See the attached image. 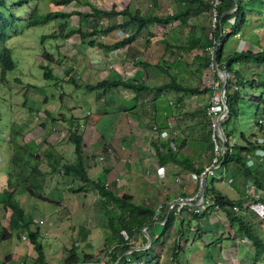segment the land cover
<instances>
[{
  "label": "rangeland",
  "instance_id": "374dc122",
  "mask_svg": "<svg viewBox=\"0 0 264 264\" xmlns=\"http://www.w3.org/2000/svg\"><path fill=\"white\" fill-rule=\"evenodd\" d=\"M15 1L3 0L4 7H0V12L4 14V18L8 20H11L12 17L17 19L14 20L7 38L0 44L8 48L14 63V68L4 73V82L0 84V179L4 181L3 178L6 172L10 167L12 169V165L8 159L10 154L13 153L17 160L26 159L24 157L26 155L25 149H23L26 147L23 144H26L30 151L35 149L36 145L41 144L38 149V153L41 154L42 149L52 144V141L51 158L42 159L41 155L36 157L38 160L36 161L37 169L39 168L41 172L38 171L43 175L38 176L25 172L28 176L32 177L27 182L30 191L37 198L29 197L26 192L15 196V199L23 207L22 211L25 214L26 220L29 218L30 229H34L37 225L42 230L41 233L43 232L37 237V241L41 244V252L46 260L49 259L51 262L57 260L56 262H59L60 254H63L61 250L62 245L71 246L76 252L78 251L77 253L80 256L86 255L80 252L94 249L95 254L100 255L99 257H105L107 261L109 259V262H112L109 256L114 250L113 248L116 243L105 244L103 241L112 232L106 223L104 212L96 203V200H98L96 191L90 189L83 193L85 189L77 190L76 186L79 183L81 184L80 179L78 177L74 179L63 177L61 172L57 170L58 165L76 160L74 146L69 141V132H67L69 128L72 130L73 124L78 126L77 131L81 136L79 142L81 145L80 156L89 178L93 179L95 177L96 179L98 177L101 181L107 179L106 171H101L103 164L99 162L101 161L100 159L97 160V157L101 155L102 151L110 148L112 158L115 159L116 151L111 146L112 142L114 145H121L120 149L126 144L125 146H127L126 148L129 151L136 147L137 150L142 148L143 153H146V156H142L147 158L146 160L142 161V157H138L134 162L129 161L127 163V171L123 169L126 176H122V174L117 176L119 189L131 193L133 203L141 202L140 199L144 198L143 194H148L152 201L157 194L166 192L168 196L163 200L165 201L181 193L189 194L195 185L192 184L191 180L183 178L182 174L184 173L182 172V174L175 176V178H178L177 181L169 178L168 183L162 186V188L167 186L168 190H162V188L154 189L152 186H145V182H143L145 179L143 175L151 173L150 167L144 168V162L151 158L149 156L153 151L152 148L148 147L151 143L148 142L150 139L146 137L145 132L147 130L158 131L157 126L154 130L149 127L151 122L148 117L149 111L150 108L159 107L162 104L167 105L168 111H170L171 101L166 100L165 96H171L172 92L167 93L169 90H164L162 93H157V96L155 94L156 90H154L155 92L149 90L143 93L137 101L131 99L130 93L125 97V101H121V98L124 99L123 92L128 91L127 89H106L102 92L100 87L92 90H86L83 87L95 84L97 80L110 79L114 65L115 69L120 72L121 78L127 83L139 80L143 81L141 78H144L146 85L156 87L167 82L171 76L179 84L197 87L199 90L207 89L194 95L172 93L174 97L179 95L177 98L179 106L174 105L175 108L172 114L173 120L178 124L177 130L179 134L181 132L188 133L189 130L193 134V137L187 140L188 146L186 145L185 148H181L182 153H184V150L187 151L186 156L192 160H195V156L199 157L198 161H193V165L196 164L197 167L206 165L210 159V154L205 150L203 137L208 129L209 117L206 113L204 115L198 113L197 109L202 108L203 113L205 112L209 99L208 89L211 84L212 75L208 66L207 68L200 67L201 60L193 61V56L200 54L199 48L196 47L189 52H184L180 49V46H187L192 36H199L200 27L206 24L208 11L207 13H200L196 17L190 16L185 23H179L176 20L165 24H152L148 28L142 29L132 41L123 43L124 45H121L120 48L111 51L108 48L103 49L101 47H108L114 42L125 40L127 35L134 32V28L132 26H129L127 30L115 28L108 34L101 31L107 25L120 23L125 17L118 18V16L111 15L104 19L103 17L96 18L69 14L58 17L46 24L30 27L26 25V18L29 10L34 8H37L42 13L49 11L70 12L71 10L79 14L90 13L94 5L97 8L102 6L105 9L109 8L112 0H71L68 5L64 6L54 5V0H27V4L24 3V5L14 9L13 3ZM115 1L119 2L116 5L119 9H122L124 3L127 2L128 8L131 11L137 8L139 10L149 9L151 10L150 12L143 14L165 17L178 10V3L181 0H155V5L152 0ZM240 1L241 4L246 5L245 22L240 30L246 37L245 43L248 42L247 38H258V45L260 44L264 47V0ZM229 21L232 23V18H229ZM59 26H63V34L69 29L77 30L76 32L78 33H73L65 40H62L60 37L53 39L47 37V34H50L53 30L58 33ZM230 26L231 24L229 23L223 24V28L228 27L226 28V32L230 30ZM87 33L91 36L88 42H86V38L82 39L83 37L80 35ZM238 38H240V34L239 36L235 34L227 37L224 44L223 56L238 49L239 44L242 42H239ZM97 43H101L102 45H97ZM252 44L247 43L246 47L252 50ZM43 51L50 55L47 57V55H44L45 53L42 54ZM135 59H139L146 65L133 62ZM112 63L114 64L112 65ZM39 64L49 67L50 78L42 75L43 69L39 67ZM156 64L159 65V68L155 66ZM232 69L238 73L241 79L245 77L248 79L251 73L253 77L252 71L257 72L258 78L264 79V63L255 64L253 62L246 63L245 61L238 65L233 64ZM251 69L253 70L251 71ZM230 73L234 76L233 72ZM70 77L75 79L77 87L69 81ZM232 82L235 83L234 77L228 80V83ZM225 89L227 92L230 91L227 86ZM238 91L240 99L237 103V118L235 121L226 124V128L231 133L229 135L236 139H238L239 133H243L245 137H249L250 135L258 136L260 134L254 126V120L258 117V112L262 108V105L255 98L259 96L264 98V85L253 88L247 86V84L239 85ZM119 92L122 95L117 97L116 95ZM112 95H115L116 103L114 106L116 109H113L111 105ZM120 101L121 103L119 104ZM104 107L109 108L104 111ZM143 129H145V132ZM170 130L172 131V129ZM172 132L165 129L162 132L163 135L161 134L160 136V140L165 141L167 139L165 144L169 143L171 138L173 140V137L178 136L176 131L173 130ZM219 134H221L220 131ZM157 138L158 136L154 141ZM190 140L191 143H189ZM154 141H152V144H155ZM165 144L164 146L161 145L164 149H166L167 145ZM168 146L170 147V144ZM203 147L205 151L202 150ZM49 149L50 147L46 150ZM178 150L175 152L177 158H180L183 154ZM103 154H106L104 161H106V158L109 159V155L106 152ZM56 163L57 166L55 165ZM229 166L227 165L225 175L233 176L231 166ZM52 167L54 170L50 172ZM221 170V168L215 169L214 177L219 175V173L221 174ZM169 175L171 176L172 173ZM220 176L225 178L224 173ZM12 177L9 176L6 182L17 185L19 181L15 180V177ZM210 180L211 176H208L207 182H210ZM242 181L243 177L236 174L231 184H226L225 181L214 180L213 185L224 192L222 189L230 190L232 186L239 189ZM116 182L117 179L113 183L109 182L106 188L114 186ZM69 188L76 190L71 191ZM4 189L0 191V197L3 191L5 192ZM179 190L183 192H179ZM139 191L142 194H139ZM224 193L227 196L230 195L227 194V191ZM230 193L232 192L230 191ZM231 195L236 197V192ZM0 205L1 211L2 204L0 203ZM256 207H258L259 213L263 216V206ZM106 208H111V205H107ZM1 214L2 212H0V219L2 217ZM177 214L171 213L172 216ZM8 215L9 211H6V219ZM219 215L223 217L222 214L219 213ZM222 217L220 219L224 223V228L225 226L228 227L225 218ZM256 218H252L255 223L259 220H264L263 217V219ZM208 220L211 221V219ZM41 222L43 223L40 224ZM190 224L191 228H188L189 232L185 235L196 232V229L194 231L193 227H201L200 222H196L194 217L191 218ZM48 225L50 226L48 227ZM5 226H7V222H5ZM188 226L185 222L183 226L185 232ZM256 226L260 228V222ZM171 227L170 225L167 228V235ZM149 228L155 236L161 234L162 228L160 223L152 224ZM173 228L178 230L176 226H173ZM83 229L87 230L85 233L87 236L83 238L85 241L74 243L73 239H76V231L78 232V230ZM231 229L235 232L234 227H231ZM34 230L37 229L35 228ZM19 231L20 229L12 230L9 238L0 239V249L6 248L8 245L16 246L18 249L13 252L18 255H14L12 259L8 260L10 264L18 262L23 264L22 261L28 262L30 257H34L35 259L38 254V251L34 250L28 238L25 241L19 239ZM151 231L148 233L149 237L143 234L144 241L140 245H137V247L144 246L148 239L153 240L151 238ZM259 233L261 239L264 241V230ZM22 235L27 237L26 233ZM205 235H208V237L205 238ZM220 235L223 237L220 239L222 240V248L220 249L217 248L219 245L213 242L214 238H212V234L210 233L204 234L201 239L196 236L191 242L189 238L185 242L187 237L183 238L182 235L179 237L178 235H172L170 239L165 240L166 244H164L163 253L161 252V248L156 249V255L151 254L150 250H135L136 254L139 255V260H136L129 253L123 252L119 254L117 252L116 254L119 255L115 254L117 256L115 262L120 257H123L128 258L127 262L129 264H173V255L169 253L171 249L175 248L174 246L177 244L179 238L181 239H179V245L182 251H179V254L176 253L175 255L179 257L180 264H243L249 261L247 256L242 259L238 258L240 251H244L245 253V250L240 249V246L236 247L232 254L228 253L226 250L231 244V241L225 237L228 233L219 230L218 236ZM191 236L193 237V233L190 234V238H192ZM79 247L83 248L82 251H79ZM3 252L6 253L4 249ZM160 252L161 254H158ZM227 254H229L228 257ZM245 254L251 257V254L248 252ZM3 255L5 254H0V264L4 262L2 260ZM220 258H222V262Z\"/></svg>",
  "mask_w": 264,
  "mask_h": 264
},
{
  "label": "trees",
  "instance_id": "16d2710c",
  "mask_svg": "<svg viewBox=\"0 0 264 264\" xmlns=\"http://www.w3.org/2000/svg\"><path fill=\"white\" fill-rule=\"evenodd\" d=\"M71 0H54V5H68ZM182 4L178 3V10L174 12L171 15L160 17L156 15H145L140 13L138 9H135L131 11L128 8V3H124V7L122 9H119L111 2V5L109 8L105 9L103 6L98 7L94 5L91 9L90 13H84L79 14L78 12H74L71 10L70 12H60V11H49L46 13L39 12L37 8L30 9L29 14L26 18V25L27 26H36V25H42L46 24L50 21H53L57 19L58 17L67 16L69 14H78L80 16H90V17H103L104 19L108 16H115L119 17H125L123 21L120 23L110 24L104 27V29L101 31L103 33H109L111 30L115 28H121L123 30H127L129 26H132L134 28V32L127 35L125 40L114 42L111 45L104 46L101 48H108L109 50L118 49L121 47V45H124L123 43L130 42L136 37V35L144 28H148L152 24H165L167 22H173L178 21L179 23H185L187 22V19L192 16L196 17L200 13H207L209 15V6L207 0H181ZM251 1V0H250ZM27 0H16L13 3V7L19 8V6L27 4ZM220 4L217 6L216 11L218 14V17H220V23L218 24V28L215 32V37L218 36L219 27L223 30V24H231L229 27L230 30L227 33H224L220 37V41L217 47V50L215 52V59L216 62L219 63V65H222L224 70L226 72H233L234 73V80L235 83L238 85H246L253 88V87H260L264 85V79L257 77V72H253L250 77L247 79L246 77L241 79V77L236 73L232 66L233 64H240L241 62L250 63L253 62L255 64H263L264 63V47L257 48L256 51H252L250 49H245L242 51L234 50L230 54L223 56V49L224 44L226 42L227 37L230 35L235 34H243L240 30L245 22V9L246 5L244 6L241 4L240 0H219ZM243 5V6H242ZM27 6V5H26ZM0 7H4L3 0H0ZM232 8H235L234 10L230 11ZM10 19V17H8ZM229 18H232V23H230ZM14 20H17L15 18H11V20H8L4 18V14L0 12V44L7 38L8 32L12 29ZM107 20V19H106ZM194 28V27H193ZM94 30V28H92ZM63 26H59L58 33L57 31H52L50 34H47V37L49 38H55L60 37L62 40L67 39L70 35L73 33H78L72 29L67 30L64 34ZM208 31H209V16L207 18L206 24L203 27H200L199 30V36H192L189 40V43L187 46L182 45L180 46V49L184 52H189L193 48H199L200 54H196L193 56V61L201 60L202 63L200 67L207 68L208 66V57H207V48L211 44V39L208 38ZM89 33V32H88ZM80 34L83 38L87 39L86 42H88L90 39V34ZM60 35V36H58ZM123 38V39H124ZM97 45H102L101 43H97ZM47 55V57L50 55L47 52H42V54ZM159 68V65H155ZM39 67L43 69L42 75L46 78H50V70L49 67L46 65H40ZM14 68V63L12 61L10 52L8 48H6L3 45H0V84L4 82V73L7 71H10ZM45 69V70H44ZM256 77V78H255ZM70 82L75 84V79L70 77ZM76 85V84H75ZM121 86L126 89H130L133 91L134 96L133 98H137L140 93H142L144 90H147L148 87L142 84V82L133 84L132 82H120V81H107V80H99L97 83L92 85H86L83 87L86 90H92L97 87H100L102 91H105L109 86ZM226 86L229 88L230 91H226L225 89V105L227 108V115L223 121L220 122L221 130L227 138H229L231 135L230 131L226 128V124L228 122H233L237 118L238 114V107L237 103L240 99L238 88L235 90L230 89V83L226 82ZM77 87V85H76ZM156 91H164L169 90L173 91L174 93H182V94H199L205 90L201 89L199 90L197 87H189L183 84H179L175 81L173 77H169V80L165 83H162L156 87H154ZM209 92V89H208ZM261 105L262 108L258 112V117H260L261 114L264 115V98L262 96L255 98ZM202 108H198V113L204 115ZM257 112V111H256ZM258 117L254 120V126L258 129V132L260 135H250L249 137H245L243 133H239L237 142L235 144L230 145L228 142H225V151L223 157H220V167L224 174L227 165L231 166V171L233 176H227L225 175V180L230 179V182H226V184L233 183L234 178L236 177V174L238 175V171H240V174L243 177L242 181V187L241 188H234L233 186L232 191L236 192V197H228L224 192L220 191L218 188H215L213 185L214 180H219L218 177H211L210 182H206V188H205V194L208 196L212 201L213 205H216L218 208L217 210H213L212 205L205 208L203 211H200L199 213L192 214L191 218H202L204 216H207L206 210L211 209V212L213 214L215 213H221L223 217L227 220L228 225L230 227H234L235 234L237 233L241 239H245L246 241H243L242 244L248 245V250L252 253L251 257H249V261L246 264H264V241L261 239L260 231L264 230V220H259L258 222L253 221V217H258L259 219H263L264 215L261 216V214L258 211L259 205H255L252 203H255L257 201L258 204L263 206L264 209V195H259L256 201L253 200L251 196H249L244 191V185L246 183V180H250L254 183V187L257 191L264 194V161L262 158L259 160L258 156L254 155V150L256 148H262L264 147V144H257L256 139L258 137L264 138V129L260 126L259 123H257ZM208 123V121H207ZM77 125L73 124L72 130L70 128L67 132H69L70 142L74 146V154L76 156V160H73L72 162H64L63 164H60L57 166V163L55 164L57 166V170L62 173L63 177H69L74 179L75 177H78L80 179L81 184L79 183L76 186V189H85L83 190V193L86 192V190H95L98 195V200H96V203L99 205V207L104 212V215L106 217V223L108 227L110 228L112 234H110L108 237L105 238V240H110L111 242L114 241L116 243L115 247L113 249H119L120 254L124 251H127L132 248L133 242H125L122 240L120 236V231L124 230L130 237L133 234H141L139 232L140 228L147 225V223L151 220V218L154 215V211L149 208L145 207L143 205H139L137 203L132 202V196L126 193H122L120 195H116L115 192H113L111 189L109 190L104 185V181H101L98 179V177L95 179V177L89 178L86 172V167L83 166L82 158L80 156V149L81 145L79 144L81 140V136L79 132L77 131ZM209 130L207 129L203 139L205 141V150L211 153L212 151V143L209 135ZM170 144V143H169ZM25 149L26 159H16L15 155L12 153L10 155V164L12 165V169L9 172V176L15 177V180H18L19 183L17 185L9 184L7 183L4 187L5 192L3 191L1 197H0V203L2 204V208L9 211V228H2L0 238H8L10 235L11 230L20 229L23 227H27V220L25 218V214L22 211V207L20 202L15 199V196L21 195L22 192L28 193V195H31L33 197H36L33 192L30 191V188L28 186V175L25 172H30V174H36L38 176H42L43 174L40 173L37 169V156L41 155L40 153H37V147L30 151L29 147L26 144ZM155 145V144H153ZM171 147V146H170ZM168 145L166 147L165 152H160L157 147L154 148V151L156 152L157 156L159 157L160 163L163 165L166 162H172L176 164L179 168L183 169H190L191 172H199L201 167H194L192 162L190 163L186 159H181L180 161L175 160V152L171 150ZM229 148V150H227ZM46 157L45 158H51V151L46 150ZM250 154L251 162L250 164L247 163L246 154ZM44 156V154H43ZM53 157V156H52ZM211 157V154H210ZM13 158V159H12ZM33 160V161H31ZM58 161V160H57ZM263 162V163H262ZM229 166V167H230ZM54 169L50 170L52 172ZM225 170V171H224ZM49 172V173H50ZM212 176V175H211ZM220 177V175H219ZM77 179V178H76ZM219 181H222L221 179ZM70 189V188H69ZM75 189V190H76ZM71 191H75L73 189H70ZM40 197V196H39ZM37 198V197H36ZM40 199V198H39ZM44 200V199H43ZM111 205V208H106L107 205ZM249 210V211H248ZM215 211V212H214ZM252 211V212H250ZM258 213V215H257ZM263 217V218H262ZM172 215L171 213H168L164 218V223L161 225L162 233L163 235L167 228L170 227L172 222ZM257 219V218H256ZM260 222V228L257 227V223ZM38 233L36 230L30 231L27 234V238L29 239L30 243L32 244L34 250L38 251L37 257L35 258L40 264H46L44 262L43 253L41 252V244L37 241ZM84 237V235L82 236ZM221 237V235H220ZM227 237V236H225ZM83 239V238H82ZM235 239V238H233ZM232 239V240H233ZM144 240V237H143ZM239 240V239H238ZM108 242V241H107ZM143 242V241H142ZM113 243V242H112ZM241 243V242H240ZM74 247V246H73ZM173 249L171 255H173V264H180V259L176 253L179 254V251L181 250L180 245L177 243ZM66 257L63 259L61 264H73L79 260L85 259V256H80L79 253H77L71 246L69 249H66ZM146 251V250H144ZM133 256L134 259H139V255L136 254V251H131L129 253ZM248 256V255H247ZM222 260V259H221ZM125 261V258L120 257L118 260V264H123ZM182 262V261H181ZM222 262V261H221Z\"/></svg>",
  "mask_w": 264,
  "mask_h": 264
},
{
  "label": "crops",
  "instance_id": "0c3cea01",
  "mask_svg": "<svg viewBox=\"0 0 264 264\" xmlns=\"http://www.w3.org/2000/svg\"><path fill=\"white\" fill-rule=\"evenodd\" d=\"M113 4H115V6L116 5H118L119 4V2H117V1H115V0H112L111 1ZM152 2H153V4L155 5V0H152ZM120 3H121V1H120ZM180 4H182V1H180ZM117 7V6H116ZM138 9V8H137ZM135 10V9H134ZM139 10V9H138ZM140 11V13H148V12H150L151 10H149V9H142V10H139ZM209 16V15H208ZM237 36H239V35H237ZM245 36H244V34H241L240 35V38H238L239 39V42L240 41H242L240 44H239V47H238V49H235V50H245V49H248L247 47H246V44L247 43H249V44H252L253 46H252V51H256V49L257 48H260V47H263V46H261L260 44L258 45V38H252V39H248L247 38V43H245L246 42V40H245ZM243 40H245V41H243ZM237 45H238V43H237ZM115 50H117V49H114V50H111V51H115ZM133 62H135V63H140V64H144V65H146L145 63H143V62H141L139 59H135ZM132 62V63H133ZM114 63H112V65H113ZM253 69H251V71H252ZM113 73L111 74V76H110V79H108L107 81H120V82H124V80H123V78H121V76H120V72L118 71V70H116L115 69V67H114V65H113V71H112ZM252 72H255V71H252ZM143 81H135V82H132L133 84H136V83H139V82H142V84H144L145 86H147L148 87V89L147 90H144L142 93H140V95L137 97V98H133V96H134V93H133V91L132 90H130V89H127L128 91H124L123 93V96H124V99L123 98H121L120 100L121 101H125V97H127L128 96V94H130L131 93V95H130V97H131V99L132 100H134V101H137L139 98H140V96L143 94V93H146V92H148L149 90L150 91H153V92H155L154 90L155 89H153L154 87H149V85H146L144 82H145V79L144 78H141ZM99 80H97L95 83H97ZM78 86V85H77ZM118 88H121V89H123V90H126V88H123V87H121V86H109L107 89L108 90H113V89H118ZM153 89V90H152ZM114 90V91H115ZM103 92V91H102ZM163 91H157V92H155V94H157V93H162ZM170 92H172V93H174L173 91H167V93H170ZM171 93V96H169V95H167V96H165V99L166 100H169V101H171L170 103H171V107H170V111H168V107H167V105H164V104H162L161 106H159V107H154V108H150V111H149V118H150V120H151V122H150V124H149V127L150 128H152V130H154L155 128H156V126L158 127V131L156 132V131H149V130H147L146 132H145V129H143V131L146 133V137L148 138V139H150L148 142H150L151 143V145H149L148 147H150V148H152V156L150 155L149 157H151V158H153V159H151V158H149L148 159V161H146V162H144L145 163V165H144V168H146V167H150V169H151V173L149 174V175H143L144 177H145V179L143 180V182H145L144 183V185L145 186H152V187H154V189H161L162 188V186L163 185H165V184H167L168 183V179L169 178H172L173 180L175 179V176H177L178 174H182V173H184V174H182V176H183V178L185 177V179L186 180H190V179H188L187 178V176H186V174L187 173H189V172H191V170L190 169H183V168H179L176 164H174V163H172V162H166L165 164H161L160 163V161H159V157L157 156V154H156V152L154 151V148H156L157 147V149L160 151V152H165L166 151V149H164L162 146H164V144H165V142L167 141V139L165 140V141H161L160 140V136H161V134H162V132L166 129V131H170L171 133H173L172 131L174 130V131H176V133L178 134V136H176V137H173L174 139L172 140V138H171V140H170V146H172V148H171V150H173L174 152L177 150V149H179L178 151L179 152H181L182 153V149L183 148H185L186 147V145L188 146V139L191 137H193V134L192 133H190V130L188 131V133H184V132H181L180 134H179V131L177 130V128H178V124L173 120V118H172V114H173V112H174V105L175 106H179V104H178V100H177V98L179 97V95H176L175 97L173 96V94ZM174 94H176V93H174ZM122 94H120V92H119V94L118 95H116L117 97H120ZM157 96H158V94H157ZM157 96H156V98H157ZM112 107H113V109L115 108L116 109V107L114 106L115 105V103H116V100H115V95H112ZM121 101L119 102V104L121 103ZM153 102V101H152ZM118 107V106H117ZM109 107H104L103 108V110L105 111V110H107ZM178 109V108H177ZM174 121V122H173ZM159 128H160V130H159ZM169 129V130H168ZM170 129H172V131L170 130ZM180 129V128H179ZM151 135H152V138H151ZM163 135V134H162ZM158 136V138H157V140L156 141H154V139L156 138ZM179 136H181V137H183V138H180ZM186 136V137H185ZM188 136V137H187ZM48 137H50V135H48ZM47 137V138H48ZM48 140H50V139H48ZM51 141V140H50ZM152 141H154V143H155V145H153L152 144ZM51 143L52 144H50V145H47V147L46 148H43L42 149V152H41V156H42V159H44L45 157H46V149L48 148V147H50V149L49 150H51V147L53 148V142L51 141ZM110 143V142H109ZM168 142L166 143L167 145L169 144ZM189 143H191V140L189 141ZM147 144V143H146ZM165 144V145H166ZM126 145V144H125ZM125 145H123L122 146V149H120L121 148V145H118V144H113V142H112V147H113V149L116 151V153H115V156H116V158L115 159H113L112 158V155H111V151H110V148L109 149H107L106 151L104 150V151H102L101 152V155L100 156H98L97 158V160H99V157H101V161H99V162H102V164H103V166H102V168L103 169H101V171H106V173H107V179L106 180H104V185L105 186H108L109 185V182L110 183H113V181H116V179H117V182L114 184V186H111L110 188H108L109 190L111 189L113 192H115L116 193V195L118 194V195H120V194H122V193H126V194H129V195H132L131 193H127L126 191H123V190H120L119 189V184H118V178H117V176H119L120 174H122V176H126V174H125V171H127V168H128V164L127 163H129V161H131V162H134L135 161V159H138V157H142V156H146L145 154V152L143 153V150H141L142 148H139V150H137V148L136 147H134L133 148V150H131V151H129L126 147L127 146H125ZM157 145V146H156ZM162 145V146H161ZM167 145H166V147H167ZM41 146V144L40 145H36V147H37V153H38V149H39V147ZM182 148V149H181ZM189 149V148H188ZM202 150L203 151H205L204 150V147L202 148ZM203 151H201V152H203ZM107 153V155H109V159L108 158H106V161H104L105 159V156H106V154H103V153ZM188 152L187 151H185L184 150V153H182L183 155H181V157L180 158H177V154H176V152H175V160H177V161H180L181 159H186V160H188L190 163L192 162L193 163V161H198V159H199V157L198 156H195L194 157V159L195 160H192L190 157H187L186 156V154H187ZM43 154H44V156H43ZM210 154V153H209ZM11 155V154H10ZM154 156V157H153ZM256 156V155H255ZM62 158H64L63 156H62ZM8 159H9V161H10V156L8 157ZM61 159V158H60ZM142 159V161H144V160H146L147 158H144V157H142L141 158ZM127 160V161H126ZM140 160V159H139ZM63 161H65V160H63ZM141 161V160H140ZM70 162V161H69ZM98 163V162H97ZM143 163V164H144ZM158 166H161V167H163V172H164V175H163V177H159V176H157L156 175V172H155V168L156 167H158ZM194 167H197L196 166V164H194ZM201 168L203 167V166H200ZM200 168V169H201ZM123 169H125V171L123 170ZM218 169V168H217ZM10 170H11V167L9 168V170L6 172V174L4 175V181L2 180V179H0V191L6 186V184H7V182H6V179L9 177V172H10ZM40 171V170H39ZM222 171V170H221ZM225 171V170H224ZM41 172V171H40ZM182 172V173H181ZM45 173H47V172H45ZM49 173V172H48ZM170 173H172V175L170 176L169 174ZM225 173H226V171H225ZM213 174H214V171H213ZM238 174L240 175V176H242L241 174H240V171H238ZM61 175H62V173H61ZM219 175H223V171H222V173L220 174L219 173ZM219 175H216V177H218V178H220L222 181L224 180L223 178H222V176H220L219 177ZM215 176V175H214ZM224 176H225V174H224ZM211 177H213V175L211 176ZM12 178H14V177H12ZM30 178H32L31 176H28V180H30ZM241 178V177H240ZM112 179H114V180H112ZM219 179V180H220ZM241 181V180H240ZM192 182V184H194L193 183V181H191ZM206 182H207V178H206ZM142 187H143V184H142ZM141 187V188H142ZM242 187V183H241V185H240V187L239 188H241ZM235 189H236V187H234ZM139 189V188H138ZM148 189V188H147ZM146 189V190H147ZM168 190V187L167 186H164L163 188H162V190ZM194 189H195V187H194ZM193 189V190H194ZM134 190V189H133ZM146 190H145V193H146ZM192 190V191H193ZM224 192L225 191H227V194H230L228 197H232V198H235V196H232L231 194L232 193H234L233 191H232V189H230V190H225V189H222ZM181 190H179V192H180ZM191 191V192H192ZM230 191L232 192V193H230ZM140 193L139 194H142V192L141 191H139ZM181 192H183V191H181ZM229 192V193H228ZM178 193V192H177ZM144 195V198L143 199H140L141 200V202H139V203H137V204H139V205H143V206H145V207H149V208H151L153 211H154V218L152 217L151 218V220L147 223V225L145 226V231H144V233H141V234H134L133 236H132V239L134 240V239H137V242H138V244H141V242L142 241H144L143 240V234L144 235H147V237H149V232L151 231L150 230V228H149V226L150 225H152V224H155V223H157V224H159V222H161L162 220H164V218H165V216L168 214V211H167V209L165 208V206H166V202L168 201V200H171V199H173L174 197H171V198H169V199H167V200H165V201H163L164 199H166L167 198V196H168V193H159V194H157L153 199L154 200H150V197L148 196V194H143ZM180 195H183L182 193L180 194ZM29 197H31V198H36V197H33V196H31V195H29ZM264 199V198H263ZM40 200H43V199H40ZM45 201V200H44ZM161 204V207H160V209L159 210H156V207H157V205H160ZM1 206V205H0ZM57 206V205H56ZM21 207H22V205H21ZM22 209H23V207H22ZM57 209V208H56ZM211 210H212V208L211 209H208V210H206V214H207V216H204V217H202V218H196L195 219V221L196 222H200V224H201V227L200 226H198L197 228L196 227H193L194 228V231H195V229H196V232H191V233H193V237L192 238H190V234L191 233H188L187 235H185L187 232H189L188 231V228H191V224H190V221H191V216H192V214H193V212L191 211V209H183V210H181L177 215H173L172 217H173V219H172V222H171V228H170V230H169V232H168V235H167V230L165 231V233L163 234V235H154L153 234V232L151 231V238L153 239V240H151V239H148V241L146 242L147 244H148V248L146 249V250H150L151 251V254H155V252H156V249L157 248H161L162 249V253H163V250H164V244H166L165 243V240H168V239H170V237L172 236V235H178V237L179 236H183V238H185V237H187L186 238V240H185V242H187V240H188V238H189V241L191 242V241H193V238L194 237H196V236H198L199 237V239H201V237L204 235V234H207V233H210V234H212V238H214V240H213V242H215V244H217V245H219V246H217V248H222L221 247V244H222V240H220V239H222L223 237L221 236H218V234H219V230H223V232L224 231H226L227 233H228V235H227V238L231 241V244L228 246V249L226 250L228 253H230V254H232V252H233V250L236 248V247H238V246H240V249H243V250H245V253L246 252H248L249 254H252L249 250H248V245L247 244H242V243H240L239 241H238V244H234V242H232V239L233 238H235V239H241V237L239 236V235H237V234H235L234 233V231L231 229V227L228 225V222H227V220L225 219V221H226V224H227V226L228 227H226L225 226V228H224V223H223V221L220 219L222 216H220L219 215V213H215V214H213L212 212H211ZM6 211L7 210H5V209H3V208H1V211L0 212H2V214H1V219H0V228L2 229V228H7L8 226H10L9 224V222L10 221H8V218H9V215H8V218L6 219ZM57 211V210H56ZM203 211V210H202ZM215 212V211H214ZM221 214V213H220ZM223 218V217H222ZM208 219H211V221H209ZM29 221V218L27 219V222ZM5 222H7V226H5ZM186 222V225L188 226L187 227V230H186V232H185V230H184V228H183V226H184V223ZM29 223H30V221L28 222V224H27V227H23V228H20V237H19V239H21V240H26V238L27 237H25L24 235H22L23 233H26V236H27V234H28V232H30V231H34V229L36 228L37 230H36V232L38 233V237L43 233H41V231L42 230H40L38 227H37V225L35 226V228L34 229H30V227L29 226H31V225H29ZM43 222H41L40 224H42ZM39 224V225H40ZM38 225V226H39ZM221 225H223V226H221ZM50 225H48V227H49ZM173 226H176L177 228H178V230H175L174 228H173ZM206 226H208V228H206ZM29 227V228H28ZM199 227H200V229H199ZM199 229V230H198ZM12 231V230H11ZM86 229H83V230H78V232L76 231V234H75V236H76V239H73V241H74V243H76L77 241H82V242H84L85 240L84 239H82V238H85L87 235H85V233H86ZM176 231V232H175ZM41 233V234H40ZM161 233H162V231H161ZM84 235V237H82ZM110 235V234H109ZM22 236L24 237V238H22ZM9 237H10V235H9ZM8 237V238H9ZM108 237V236H107ZM208 237V235H205V238H207ZM204 238V239H205ZM0 239H7V238H0ZM180 239V238H179ZM177 240V243L179 244V242H180V240ZM84 240V241H83ZM133 240H131V242H133ZM88 241V240H87ZM103 241L105 242V244L106 243H115L114 241H110V240H107V241H105V238L103 239ZM152 241V242H151ZM160 241V243H158ZM202 241H203V239H202ZM167 242V241H166ZM134 246V242L132 243V247ZM33 247V246H32ZM70 247V246H69ZM69 247H67V246H61V250H62V252H63V254H60V257H59V262H51L49 259L48 260H46L45 258H44V262L46 263V264H61L62 263V261H63V259L66 257V253L65 252H67L66 251V249L67 248H69ZM77 247H78V245H77ZM2 248H3V246H2ZM3 249L6 251V253L5 252H3ZM3 249H0V254H5V255H3L2 256V260L4 261L2 264H10L9 262H8V260H10V259H12V256H14V255H18V254H14L13 252H14V250L15 251H17L18 249H17V247L16 246H10V245H8L6 248H3ZM48 249H50L49 247H48ZM65 249V250H64ZM82 249L83 248H81V247H79V251H82ZM92 251V252H91ZM136 251H138V250H136ZM172 251H173V249H171V251H170V253L169 254H171L172 253ZM78 252V251H77ZM117 252H119V249H114L112 252H111V254H110V256H109V258H110V260H112V262L110 261L109 262V259H108V261L106 260V264L108 263V264H118V261H116L115 262V260H116V258H117V256L116 255H119L120 254V252H119V254H116ZM161 252L160 253H158V254H161ZM223 252V251H222ZM80 253H82V254H86V255H83V256H85L84 258L85 259H83V260H79V261H85V260H98V259H100L101 257H99L100 255L98 254H95V250L94 249H91V250H88V251H83V252H80ZM88 253H91V254H88ZM244 251H240V254L238 255V258H240V259H242V258H244V257H246L247 255L244 253ZM116 254V255H115ZM156 255V254H155ZM154 255V256H155ZM228 255L229 254H227V257H228ZM30 257V256H29ZM43 257H44V255H43ZM156 257V256H155ZM248 258H249V255L247 256ZM50 258V257H49ZM105 258V257H104ZM106 259V258H105ZM221 259L222 258H220V261H221ZM128 260V258L126 259L125 258V261H127ZM136 260H139V259H136ZM79 261H77V262H79ZM124 261V262H125ZM131 261V260H130ZM23 262V264H40L36 259H34V257H30V259H29V261L28 262H24V261H22ZM224 262H226V261H224ZM16 264H22L21 262H18V263H16ZM124 264V263H123ZM243 264H246V263H243Z\"/></svg>",
  "mask_w": 264,
  "mask_h": 264
},
{
  "label": "built area",
  "instance_id": "2783aa9c",
  "mask_svg": "<svg viewBox=\"0 0 264 264\" xmlns=\"http://www.w3.org/2000/svg\"><path fill=\"white\" fill-rule=\"evenodd\" d=\"M210 4L209 6V31H208V38L211 39V44L207 48V54H208V68L212 75L211 84L209 86V99L207 101V105L205 107V113L209 117V124H208V130L211 143H212V151H211V157L206 165H204L199 172H189L186 174L187 178L193 181L195 185V189L190 192L189 194H183V195H177L173 199L168 200L165 204V208L167 209L168 213L177 214L183 209H191L194 213H199L200 211L204 210L205 208L212 205L213 210H217V206L213 205V201L206 196L205 194V188H206V178L208 176L213 175V171L220 167V157H223L224 151H225V142H228L230 145L235 144L237 142L236 138L230 136L227 138L223 136L222 134H219L218 125H220V122L223 121L227 115L226 109H225V84L228 82V80L231 77H234L230 72H226L224 70L222 65H219L218 62H216L215 59V52L217 50L220 37L222 34L227 33L225 27L223 30L219 27L218 36L215 37L216 29L218 28V24L220 23V17H218L216 8L220 4L219 0H207ZM235 8H232L230 11L234 10ZM120 18V17H119ZM230 89L235 90L237 89V85L232 82L230 83ZM257 123L260 124V126L264 129V115L261 114L260 117L257 119ZM257 144H264V138L258 137L256 139ZM229 150V148L227 149ZM254 155L258 156L259 160H261L264 157V147L262 148H256L254 150ZM247 160V163L250 164V154L245 155ZM101 159V157H99ZM127 161V160H126ZM156 175L159 177H163V167L158 166L155 168ZM175 181L178 180V178L174 179ZM226 182H230V179L225 180ZM244 191L253 198L254 201L257 200V198L260 195V192L257 191L254 187V183L250 180H246V183L244 185ZM253 194V195H251ZM255 205H259L257 201L254 203ZM161 207L160 205H157L156 210H159ZM154 218V216H153ZM161 225L164 223V220L159 222ZM145 226L140 228L139 232L144 233ZM134 235V234H133ZM132 235V236H133ZM120 236L123 241L125 242H131L132 236L130 237L124 230L120 231ZM22 238H24L22 236ZM238 241L243 243V241H246L245 239H233L232 242L234 244H238ZM134 246L124 251L125 253H130L131 251L135 250H146L148 247V244L146 243L144 246L137 247L138 244L137 239L133 240ZM73 264H106V259L104 257L98 259V260H85V261H79L75 262ZM124 264H129L127 261L124 262Z\"/></svg>",
  "mask_w": 264,
  "mask_h": 264
},
{
  "label": "water",
  "instance_id": "95a60500",
  "mask_svg": "<svg viewBox=\"0 0 264 264\" xmlns=\"http://www.w3.org/2000/svg\"><path fill=\"white\" fill-rule=\"evenodd\" d=\"M225 109H226L225 111H226V113H227V108H226V106H225ZM218 129H219L220 133L222 134V132H221L222 130H221L220 125H218ZM222 136H223V134H222Z\"/></svg>",
  "mask_w": 264,
  "mask_h": 264
},
{
  "label": "clouds",
  "instance_id": "9594fccd",
  "mask_svg": "<svg viewBox=\"0 0 264 264\" xmlns=\"http://www.w3.org/2000/svg\"><path fill=\"white\" fill-rule=\"evenodd\" d=\"M237 35H239V34H237ZM239 51H242V50H239Z\"/></svg>",
  "mask_w": 264,
  "mask_h": 264
}]
</instances>
